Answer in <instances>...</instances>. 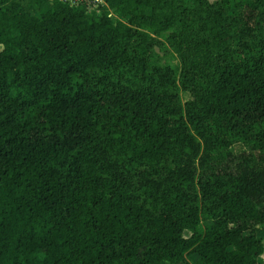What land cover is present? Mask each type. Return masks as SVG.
<instances>
[{
  "label": "trees",
  "instance_id": "16d2710c",
  "mask_svg": "<svg viewBox=\"0 0 264 264\" xmlns=\"http://www.w3.org/2000/svg\"><path fill=\"white\" fill-rule=\"evenodd\" d=\"M102 1L0 0V264H264V0Z\"/></svg>",
  "mask_w": 264,
  "mask_h": 264
},
{
  "label": "rangeland",
  "instance_id": "374dc122",
  "mask_svg": "<svg viewBox=\"0 0 264 264\" xmlns=\"http://www.w3.org/2000/svg\"><path fill=\"white\" fill-rule=\"evenodd\" d=\"M210 2H213L215 0H209ZM110 16L112 18H115V15L114 14H110ZM1 49V47H0ZM156 52L158 53L159 55V59L162 61V62H171V63H175L176 61V58H175V55L167 49V47H156ZM180 97H181V101L182 102H185L186 100H188L190 98L189 94L187 92H181L180 93ZM231 151H232V154L236 157L240 156L242 154V152H248V148L245 144L241 143V142H238V143H235L232 147H231ZM238 160V159H237ZM237 160H235V162H237ZM234 162V163H235ZM232 167L234 166V164L231 165ZM258 235L261 237L262 239V244H263V247H264V228H259L258 230ZM263 257H264V254H263ZM198 256L197 255H190L187 257V264H196L197 263V260H198ZM264 258H262L263 260ZM161 264H169L168 262H162Z\"/></svg>",
  "mask_w": 264,
  "mask_h": 264
},
{
  "label": "built area",
  "instance_id": "2783aa9c",
  "mask_svg": "<svg viewBox=\"0 0 264 264\" xmlns=\"http://www.w3.org/2000/svg\"><path fill=\"white\" fill-rule=\"evenodd\" d=\"M67 2L72 7H77L83 5L86 7L88 12L96 11L98 12V6L103 4L102 0H62Z\"/></svg>",
  "mask_w": 264,
  "mask_h": 264
}]
</instances>
